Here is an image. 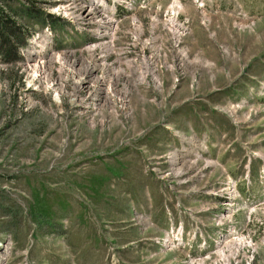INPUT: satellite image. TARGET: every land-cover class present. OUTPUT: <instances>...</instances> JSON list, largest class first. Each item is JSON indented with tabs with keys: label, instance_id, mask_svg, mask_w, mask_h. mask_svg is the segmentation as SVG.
<instances>
[{
	"label": "rangeland",
	"instance_id": "374dc122",
	"mask_svg": "<svg viewBox=\"0 0 264 264\" xmlns=\"http://www.w3.org/2000/svg\"><path fill=\"white\" fill-rule=\"evenodd\" d=\"M170 1L156 0L139 13L145 30L141 38L131 20L121 26L116 46L124 54H99L106 64L96 59L83 64L79 59L87 57L85 52L66 55L72 63L48 59L45 64H53L32 85L28 42L50 27L58 35V51L84 44L74 35L65 42V25L49 17L65 4L68 15H58L76 19L79 7L68 0H0L2 11L31 32L16 63H4L0 56V264H184L181 249L167 251L153 241H140L146 237L145 227L156 231L146 238L163 236L166 217L178 221H170V233L171 225L186 222L188 211L205 210L201 220L209 223L222 199L212 218L213 231L219 223L223 231L233 228L223 220L232 224L238 207L236 219L242 221L240 234L247 241L227 247L224 259L216 256L204 264H264V197L259 196L264 188V168H259L264 162V0H178L180 13ZM175 16L184 29L178 43L177 21L169 20ZM152 25L162 31H153ZM153 39L157 44L149 50L142 46ZM161 57L163 66L174 65L163 68ZM134 59H146L138 78L146 84L137 88L135 79L119 75L129 69L116 65ZM147 59L157 60L156 76H149L154 64ZM112 74L118 79L114 84ZM184 83L193 90L176 99ZM106 85L109 98L102 92ZM220 86L228 88L216 96ZM139 88L147 89L133 97ZM200 95L214 98L215 110L198 115L210 134L216 123L252 136L234 158H239L240 170L251 161L252 190L258 193L253 208L232 202L233 186L225 178L233 171L230 164L223 171L205 159L179 158L170 146L178 139L156 125L160 117L162 122L186 104L185 99ZM220 151L211 148L210 154L226 163L231 156ZM153 170L166 177L164 191ZM201 220L192 219V232V223L205 230ZM182 227L181 233L187 234L184 223ZM170 237L166 234L161 241L175 239Z\"/></svg>",
	"mask_w": 264,
	"mask_h": 264
},
{
	"label": "bare ground",
	"instance_id": "6f19581e",
	"mask_svg": "<svg viewBox=\"0 0 264 264\" xmlns=\"http://www.w3.org/2000/svg\"><path fill=\"white\" fill-rule=\"evenodd\" d=\"M68 1H72L75 4V6L79 7V10L77 13V15H78L77 18L81 17V19H77V18L76 19H70L68 17L58 15V13L68 15L67 14L68 10H66L67 6L65 4H62L61 6H57V7H62L63 9L58 13L55 10V12H53V14L56 17H58L59 19H61L62 21H64L67 24V26H69V28L71 29V32H76V33L80 34L81 36H83L85 43L80 45V46H77L76 48H73V49H66L65 51L62 50V51H64V52H62V51L57 50V48H56L57 44L55 45V43H57L55 33L52 32L49 28H46L45 32H40V34H37V36L35 35L34 37H36V38L32 39L28 42V44H29L28 48H30V49H28L26 51L28 58H29L28 65H30V67L27 69V71L31 77L30 82L32 85L34 84L36 79L39 78V75L42 74L44 71H46L45 67L47 66V68H50L51 65L53 64V63L51 64V62H53V61H50V62L48 61L49 64L46 65L45 62L48 59L51 60L53 58L54 62H58V63H59V61L66 59L65 61L72 63L75 61L70 60L69 57H65L66 55L76 56L79 53L85 52V54H87V57L86 58L83 57L82 59H79L81 62H83V64H85L84 62H86L88 59H96V61H99L102 64H106V62L104 61L102 56H100L99 54H101V55L109 54V57H111L112 54H117V52L122 53L123 49L121 47L116 46V43H117L116 40L119 39V36L122 33L121 26L129 20H131L132 21L131 23H133L132 27H134V29H136L138 39L145 35L144 25L142 24V22L140 20H137L138 19L137 16L139 15L140 12L138 14L128 13V11L134 10L136 8V6H142L141 4H143L145 2V0H68ZM177 5H178V8H180V5L178 3H177ZM173 6H175V5H172L171 8H173ZM144 7H146V5ZM115 9L117 10V12H115ZM176 12L177 13L179 12V11H177V8H176ZM90 19H91L92 23L91 24L86 23V21H89ZM170 19H172L171 20L172 23H175V19L177 21L176 25H177V28L179 29V37L176 41L178 43L181 39L180 33H181V28L183 26L178 25L179 20H178L177 16L170 17L169 20ZM157 22H161V21L157 20ZM156 24L157 23L154 24V27L156 26ZM166 26H167V24H166ZM152 27H153V25H152ZM139 28H141V29H139ZM182 30L184 31L183 28H182ZM153 31L161 32L162 29L159 28V26H158V28L157 29L154 28ZM177 43L175 44L176 46H178ZM155 44H157V40L153 39L152 41L150 40V41L146 42L145 44L143 43L142 46L149 50V48H152ZM137 45L139 46L140 43L137 42ZM128 47H130V46H128ZM134 48L136 49L137 47H134ZM175 49H177V51L180 53L179 47H176ZM141 51H143V50L141 49ZM56 52H58V54H56ZM122 54H124V53H122ZM135 54H136V52H135ZM94 55H95V58H94ZM143 55H144V53H143ZM44 57H46V58H44ZM181 57H182V54H181ZM33 58H34L35 62L31 61V59H33ZM144 58H146V57H144ZM136 60L134 59V62H131V61L128 62L127 60H125L124 62H127L125 64L121 63V62H117L116 65L118 68L127 67L129 69V73L121 72V73H119V75H121L123 77V79H125V78L135 79L133 85H135L137 88L139 86H143L144 84H146V81L143 80V77H142V81L138 80V78L140 76H142L141 73H142V70L144 67V62L146 59L140 60L141 62H139V59H138L139 63L136 62ZM147 60H149L148 61L149 64H154V65H151V69L149 68L151 70L150 72H148L149 76L150 77H152V75L156 76L157 74L154 73L153 70L154 71L158 70L157 67H155L157 65V62H156L157 60L155 61L156 63L154 61H151L150 59H147ZM159 61H160L159 64L162 65L163 68L165 66L172 67L174 65V64H167V65L163 66L165 62H164V59L162 57L159 59ZM42 63H44V64H42ZM80 63H78V64H80ZM132 63L134 66L132 65ZM92 64H91V66H92ZM100 66H102V65H100ZM158 75H159V71H158ZM113 76H114V74H112L111 78H110V82H112V84H114L113 81L118 82V79H116ZM120 83H118V84L120 85ZM107 86L108 85L103 87L102 92H103L104 97L109 98L110 92L108 90H106ZM108 88L110 90V88H112V85L111 86L109 85ZM94 98H91V100H93ZM91 100L89 103H91ZM71 110H72V108H71ZM96 110H98V109H96ZM232 186L233 187H231V194L237 199L240 197L239 193L237 191L236 186L234 184H232ZM220 222H222V221H220ZM192 224L194 226V231L192 232V234H189V233L185 234V232L181 233V229L183 228L182 227L183 222H181V221L179 222V226H177L175 228H172V225H171L170 233L169 232L167 233L168 237H170V235H171L172 237L175 238L174 240H171V241H176V242H178V241H199L198 247H197V249H195V252L194 253L190 252V254L189 253L186 254L184 264H204L205 262H207L208 259H211L212 257L214 258L216 256L224 259L225 258L224 252L226 251L227 247H229V246L232 247V245H233V247H235V245L233 244L235 242L246 243V241H247L244 237H242V235H243L242 233H241L242 234L241 235L239 231H236L233 229L234 227L229 229L228 231H223L222 226L219 223L216 226V228H218V229H216L215 232L214 231L213 232H207L205 230L202 231L198 224H196V223L195 224L192 223ZM219 227H221V228H219ZM217 230H218V232H217ZM176 231H177V234H174V232H176ZM170 239H171V237H170ZM168 240H169V238H167L166 241L164 242L165 245H168V247H170V248L173 247L172 246L173 244L168 242ZM170 244H172V245H170ZM248 245H249V243H248ZM252 249H253V247H252Z\"/></svg>",
	"mask_w": 264,
	"mask_h": 264
},
{
	"label": "crops",
	"instance_id": "0c3cea01",
	"mask_svg": "<svg viewBox=\"0 0 264 264\" xmlns=\"http://www.w3.org/2000/svg\"><path fill=\"white\" fill-rule=\"evenodd\" d=\"M198 86L201 87V89H203V86L201 84H198ZM190 87L191 86L186 83L180 85L179 86L180 93H178V95L175 98L181 99L184 96H186L188 92H192L193 88L192 87L190 88ZM227 88L228 86L227 87L225 86L217 87L216 96L220 95L222 91L227 90ZM208 94H211V92ZM257 98L261 99L262 96H257ZM213 100L214 98L211 95H200L197 97H193L191 99H185L184 103L187 102L186 104L181 106L177 111H173L171 112V114L166 115L164 117L165 120L162 122H161L162 117H160L159 118L160 122H156V125L168 131L176 139H178L177 138L178 135H181L184 137L195 135V136L201 137L203 133L205 134L207 133L211 144L214 145V148L218 150H225L227 148H230V150L234 149L235 151V150L240 149V146L241 147L247 146L248 143H251V137H252L251 135L248 138L247 133L242 132L241 130L237 129V127L235 128L232 125H231L232 129H227V128L220 127L219 124L213 123L212 124V134H210L209 128H205V129L203 128V125H202L203 123L199 119L198 115H200L201 113L206 114V111L210 113V111L214 110L215 108L214 106H212L213 105L212 103H214ZM225 100H226V104L230 102L228 98ZM157 130L161 131L162 129L157 128ZM242 134L244 135L243 137H242ZM243 139L246 141H243ZM179 140H180L179 142L181 143V139ZM241 140L242 142H240ZM168 145L169 144H167V146ZM177 145L178 143L170 145V146L171 148H174V147H177ZM230 156L231 155H229V157ZM145 223L147 224L148 221H146ZM146 227H145L146 232L144 234L146 235V237H151L153 234L156 233V231L153 228H151L150 225H147ZM139 233L141 234V229ZM146 237L140 239V241H153L152 239L146 238Z\"/></svg>",
	"mask_w": 264,
	"mask_h": 264
},
{
	"label": "trees",
	"instance_id": "16d2710c",
	"mask_svg": "<svg viewBox=\"0 0 264 264\" xmlns=\"http://www.w3.org/2000/svg\"><path fill=\"white\" fill-rule=\"evenodd\" d=\"M0 7V56L4 63L13 64L19 59L18 46L26 40L27 30Z\"/></svg>",
	"mask_w": 264,
	"mask_h": 264
},
{
	"label": "built area",
	"instance_id": "2783aa9c",
	"mask_svg": "<svg viewBox=\"0 0 264 264\" xmlns=\"http://www.w3.org/2000/svg\"><path fill=\"white\" fill-rule=\"evenodd\" d=\"M145 5H143V7H144ZM95 7V6H94ZM66 49H64V51H65ZM163 70H165V69H163ZM69 109H70V111H71V108L70 107H68Z\"/></svg>",
	"mask_w": 264,
	"mask_h": 264
}]
</instances>
